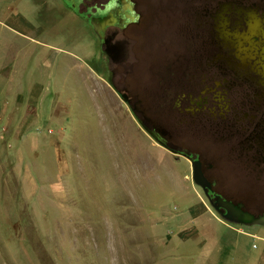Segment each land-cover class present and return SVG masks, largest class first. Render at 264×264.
<instances>
[{"label":"rangeland","instance_id":"obj_1","mask_svg":"<svg viewBox=\"0 0 264 264\" xmlns=\"http://www.w3.org/2000/svg\"><path fill=\"white\" fill-rule=\"evenodd\" d=\"M77 2L0 0V264H264V225L227 220L139 122L173 40L148 27L111 75Z\"/></svg>","mask_w":264,"mask_h":264},{"label":"flooded vegetation","instance_id":"obj_2","mask_svg":"<svg viewBox=\"0 0 264 264\" xmlns=\"http://www.w3.org/2000/svg\"><path fill=\"white\" fill-rule=\"evenodd\" d=\"M74 6L107 44L111 75L118 73L114 50L131 59L123 63L126 74L136 59L142 62L135 45L149 39L148 27L158 28L159 40H173L169 52L146 61L157 78L160 114L139 122L173 154L199 161L207 201L221 198L264 216V0H78Z\"/></svg>","mask_w":264,"mask_h":264},{"label":"water","instance_id":"obj_3","mask_svg":"<svg viewBox=\"0 0 264 264\" xmlns=\"http://www.w3.org/2000/svg\"><path fill=\"white\" fill-rule=\"evenodd\" d=\"M194 178L196 182L201 185L203 188L207 187L209 184L207 180L205 179L199 161L194 162ZM216 209L223 208L226 213L225 217L227 220L235 223L240 224H258V225H264V216L262 217H256L253 214L243 211L240 207L232 204L231 202L224 201L223 199L219 198V201L214 204Z\"/></svg>","mask_w":264,"mask_h":264},{"label":"crops","instance_id":"obj_4","mask_svg":"<svg viewBox=\"0 0 264 264\" xmlns=\"http://www.w3.org/2000/svg\"><path fill=\"white\" fill-rule=\"evenodd\" d=\"M71 215H72V217L74 218V219H77V216H74L72 213H71ZM63 216H65L64 214H63ZM64 219H67V217L65 216V218ZM76 230V233H77V231L79 230V229H75ZM93 232H94V230H93ZM181 233V235H183L182 234V232H180ZM180 233H179V235H180ZM110 236L112 235V232H110V230H109V233H108ZM169 237H171V236H169ZM190 237H193L192 235H189L187 238H190ZM209 239H213V237H208Z\"/></svg>","mask_w":264,"mask_h":264}]
</instances>
